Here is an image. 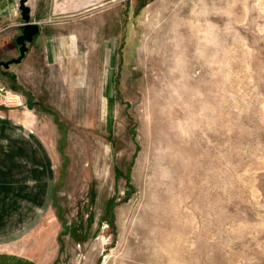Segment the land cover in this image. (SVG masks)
Segmentation results:
<instances>
[{"label":"rangeland","instance_id":"374dc122","mask_svg":"<svg viewBox=\"0 0 264 264\" xmlns=\"http://www.w3.org/2000/svg\"><path fill=\"white\" fill-rule=\"evenodd\" d=\"M72 30L5 85L36 108L0 145L9 249L264 264V0H119Z\"/></svg>","mask_w":264,"mask_h":264},{"label":"crops","instance_id":"0c3cea01","mask_svg":"<svg viewBox=\"0 0 264 264\" xmlns=\"http://www.w3.org/2000/svg\"><path fill=\"white\" fill-rule=\"evenodd\" d=\"M117 1L119 0H26V5L29 7V20L37 23L39 29L32 40L26 42L27 50L20 62L10 63L8 67H4L3 62L19 55V45L16 43V38L21 34L20 26L24 20L19 9V0H0L1 82L6 86L10 81L14 83L18 79L17 71L25 59H36L38 56H41L42 59H55L56 47L66 46L67 33L74 31L72 25L75 22L82 21L87 16H103L105 10L112 7ZM74 34H70V37L74 38ZM14 89L19 90L18 87ZM21 93L26 98L23 100L21 95L17 93L21 99L20 105L0 106V145L10 142L6 132L10 126L15 124H20L23 127L28 126L24 123V119L30 118L29 112H32V117L33 113L36 112L31 101L33 99L30 100L28 93L22 91ZM3 130L5 135L2 134ZM19 142L18 140L17 143ZM0 175H2L1 172ZM5 191L0 184V264H41L23 251L9 249L7 244L9 202L6 195L7 191Z\"/></svg>","mask_w":264,"mask_h":264},{"label":"water","instance_id":"95a60500","mask_svg":"<svg viewBox=\"0 0 264 264\" xmlns=\"http://www.w3.org/2000/svg\"><path fill=\"white\" fill-rule=\"evenodd\" d=\"M19 9L24 20L20 26L21 34L16 38V43L19 45V55L16 58L3 62L2 65L4 67H8L10 63L20 62L27 50L26 42H30L39 29L37 23L29 20V7L26 5V0H19Z\"/></svg>","mask_w":264,"mask_h":264},{"label":"built area","instance_id":"2783aa9c","mask_svg":"<svg viewBox=\"0 0 264 264\" xmlns=\"http://www.w3.org/2000/svg\"><path fill=\"white\" fill-rule=\"evenodd\" d=\"M0 95L4 98V103L19 105L20 101L14 96L13 92L6 87L0 80Z\"/></svg>","mask_w":264,"mask_h":264}]
</instances>
